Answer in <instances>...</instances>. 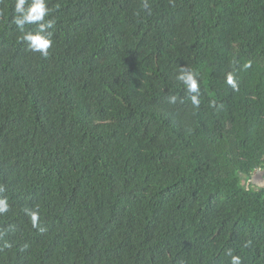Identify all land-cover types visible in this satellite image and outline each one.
I'll return each mask as SVG.
<instances>
[{
	"label": "trees",
	"instance_id": "1",
	"mask_svg": "<svg viewBox=\"0 0 264 264\" xmlns=\"http://www.w3.org/2000/svg\"><path fill=\"white\" fill-rule=\"evenodd\" d=\"M34 3L0 0V264H264V0H44L47 56Z\"/></svg>",
	"mask_w": 264,
	"mask_h": 264
},
{
	"label": "clouds",
	"instance_id": "2",
	"mask_svg": "<svg viewBox=\"0 0 264 264\" xmlns=\"http://www.w3.org/2000/svg\"><path fill=\"white\" fill-rule=\"evenodd\" d=\"M24 3L25 0H17V11L19 13H24ZM145 7H147V4H145ZM48 11L49 10L45 7L44 0H36V3L33 4L28 13L23 14L21 17H18L14 21V23L21 29V31L24 30V26L26 24L38 23L39 31L35 34L27 33L26 35H24L23 39L29 42V47L32 51L39 52L42 56H47L48 49L52 46L51 33H48L47 36L43 35V33L45 29L53 27V22L45 21L44 23H39L40 21H44V17L47 15ZM247 66L248 65H246V67ZM176 79L185 86L186 93L192 104L195 107H198L200 104V86L196 73L188 69L186 66H181L180 72L177 75ZM227 83L233 88L236 87V82L231 73L227 75ZM170 102L175 103L176 97H171ZM7 211V201L0 200V213H4ZM30 215L33 227L38 228L39 223L37 212L32 211L30 212ZM227 254L231 257V264H242L240 256L233 255L231 250H229Z\"/></svg>",
	"mask_w": 264,
	"mask_h": 264
},
{
	"label": "rangeland",
	"instance_id": "3",
	"mask_svg": "<svg viewBox=\"0 0 264 264\" xmlns=\"http://www.w3.org/2000/svg\"><path fill=\"white\" fill-rule=\"evenodd\" d=\"M255 181V180H254ZM255 183L260 184V182L256 181Z\"/></svg>",
	"mask_w": 264,
	"mask_h": 264
}]
</instances>
